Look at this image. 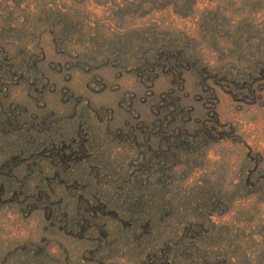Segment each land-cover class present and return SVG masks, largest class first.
<instances>
[{
  "label": "rangeland",
  "instance_id": "374dc122",
  "mask_svg": "<svg viewBox=\"0 0 264 264\" xmlns=\"http://www.w3.org/2000/svg\"><path fill=\"white\" fill-rule=\"evenodd\" d=\"M0 264H264V0H0Z\"/></svg>",
  "mask_w": 264,
  "mask_h": 264
}]
</instances>
